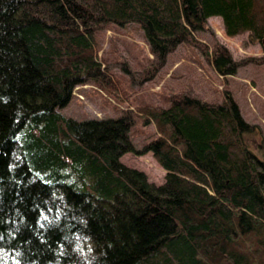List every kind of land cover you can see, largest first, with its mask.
I'll use <instances>...</instances> for the list:
<instances>
[{"label":"trees","instance_id":"1","mask_svg":"<svg viewBox=\"0 0 264 264\" xmlns=\"http://www.w3.org/2000/svg\"><path fill=\"white\" fill-rule=\"evenodd\" d=\"M211 17L264 52V0H0V264H264V151L229 92L137 106L156 127L141 148L130 111H61L78 85L116 88L99 56L108 24L139 23L157 71ZM201 47L236 74L228 49ZM129 152H151L164 183Z\"/></svg>","mask_w":264,"mask_h":264},{"label":"rangeland","instance_id":"2","mask_svg":"<svg viewBox=\"0 0 264 264\" xmlns=\"http://www.w3.org/2000/svg\"><path fill=\"white\" fill-rule=\"evenodd\" d=\"M102 69L110 84L101 88L94 81L78 85L62 113L77 119L120 117L130 111L134 123L131 137L141 148L156 133L153 122L137 112L139 105L153 103L168 107L170 97L187 93L209 102H222L229 92L238 103L242 116L253 127L244 139L252 153L262 158L264 151V52L249 33L228 36L221 17H211L204 28L194 33L193 41L182 42L170 52L163 66L155 70L143 27L136 22L126 25L110 23L97 35ZM212 53L219 44L229 50L237 63L234 75H221L201 45ZM121 161L146 172L150 181L161 185L167 171L151 152L142 155L126 153Z\"/></svg>","mask_w":264,"mask_h":264}]
</instances>
